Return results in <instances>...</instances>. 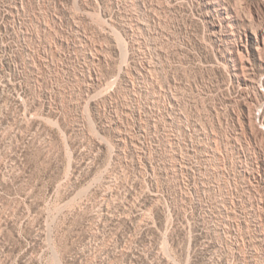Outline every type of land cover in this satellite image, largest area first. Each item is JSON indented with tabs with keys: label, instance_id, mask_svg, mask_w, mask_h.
<instances>
[{
	"label": "rangeland",
	"instance_id": "obj_1",
	"mask_svg": "<svg viewBox=\"0 0 264 264\" xmlns=\"http://www.w3.org/2000/svg\"><path fill=\"white\" fill-rule=\"evenodd\" d=\"M227 12L264 35V0H0V264H264V40L231 62Z\"/></svg>",
	"mask_w": 264,
	"mask_h": 264
},
{
	"label": "bare ground",
	"instance_id": "obj_2",
	"mask_svg": "<svg viewBox=\"0 0 264 264\" xmlns=\"http://www.w3.org/2000/svg\"><path fill=\"white\" fill-rule=\"evenodd\" d=\"M216 2V0H204V6L205 9L207 11H210V6L212 4H214ZM225 8H218L217 10H223ZM214 12H217L214 9ZM210 14H212L211 16H214L212 12H210ZM226 19H225V23H219V30L217 28V31H213V34L219 37V41L222 43V40L225 39L226 36L228 37H232L234 41H237V44L235 45L237 47V53L235 54L233 51H229L228 54V59L233 62L234 64H239L241 69H245L247 67L246 64V60H245V53L247 55H249L250 53L253 56H256V53L258 54V43L259 41H263L264 40V35H262L261 33H257L254 32L253 38L254 40H252V36L250 35V33H248V31H243V33H226L227 29H233L234 28V24H235V18L232 12L230 13H226ZM213 26H216L214 23H212ZM250 46V49H247V46ZM245 50V51H244ZM260 65V63H258ZM261 66V65H260Z\"/></svg>",
	"mask_w": 264,
	"mask_h": 264
}]
</instances>
